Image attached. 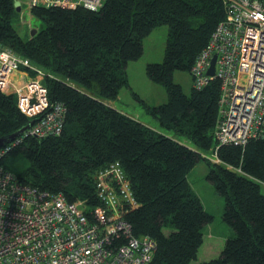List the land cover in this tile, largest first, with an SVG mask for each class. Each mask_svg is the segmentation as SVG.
<instances>
[{
  "label": "trees",
  "instance_id": "1",
  "mask_svg": "<svg viewBox=\"0 0 264 264\" xmlns=\"http://www.w3.org/2000/svg\"><path fill=\"white\" fill-rule=\"evenodd\" d=\"M14 11L13 0H0V46L44 71L48 98L64 106L65 123L59 135L23 136L0 164L26 185L84 200L92 209L100 204L98 172L119 162L138 203L124 217L135 236L155 242L151 264H189L204 225L213 220L188 180L203 159L206 180L224 198L222 218L232 234L217 256L196 264H264V138L218 145L219 80L193 86L189 94L173 80L176 70L190 71L225 18L222 0H104L96 11L36 6L31 13L44 26L33 36L12 24ZM159 25L167 26L163 59L147 63L146 75L166 88L167 100L139 101L169 133L105 103L129 87L127 64L142 55L144 37ZM28 120L16 95L0 90V136ZM20 156L28 165L16 173L13 161Z\"/></svg>",
  "mask_w": 264,
  "mask_h": 264
},
{
  "label": "built area",
  "instance_id": "2",
  "mask_svg": "<svg viewBox=\"0 0 264 264\" xmlns=\"http://www.w3.org/2000/svg\"><path fill=\"white\" fill-rule=\"evenodd\" d=\"M20 7L33 17L36 6L99 10L104 0H25ZM226 15L196 56L190 74L197 89L220 82L214 136L217 144L244 145L264 138V0H222ZM216 53L215 72L207 74ZM31 72L33 74H31ZM44 71L14 50L0 46V90L16 95L18 109L31 126L0 147V158L23 136L59 135L65 108L51 102ZM100 204L67 201L62 193L38 190L0 164V264H151L156 246L135 236L124 214L138 203L119 162L96 177ZM89 211V212H88Z\"/></svg>",
  "mask_w": 264,
  "mask_h": 264
},
{
  "label": "rangeland",
  "instance_id": "3",
  "mask_svg": "<svg viewBox=\"0 0 264 264\" xmlns=\"http://www.w3.org/2000/svg\"><path fill=\"white\" fill-rule=\"evenodd\" d=\"M19 1H20V7L22 6L23 8L26 6L24 2L25 0H19ZM23 15H24V19H26V22L24 24L21 23L22 21L21 12L16 11L15 9L14 14L12 16V24L15 27H17V29L21 33H23L24 36L30 35V30L32 28L39 29L40 27L44 26L42 21L30 16L27 13V11H24ZM166 38H167L166 25H159L154 29H152V31L143 39L142 55L137 60L130 61L127 69L128 78L130 79V82L134 85L133 87L136 88V90L146 100L144 101V103L149 105H154V103L161 104L167 100L166 88L163 85L152 81H149L151 82L149 83L147 81L148 77L146 75L147 63L162 61L164 55V48L166 44ZM173 80L181 85L183 91L186 94H189L191 92V89L193 87V81L191 74L188 70H176L173 74ZM123 98L124 99L122 103H120L121 107H125V109L131 112L129 106L132 105L138 106L136 109L141 112V117L151 119L152 115L149 113L147 114L145 113L146 111L143 103L137 100V98L134 96L133 93L132 94L129 93L127 98L125 96ZM142 109L145 112L142 111ZM210 158L212 157L210 156ZM13 163H14L13 167H15L16 173L20 172L28 165L27 159L22 156L14 160ZM207 172H208V165L203 159H201L198 162H196L194 167L189 171L188 180L192 188L201 195L208 210H210L214 214L213 220L206 224V226L209 225V227H205L204 232L210 231V233L213 236V239H217L219 236L222 237L223 235L228 236L232 234V230L222 218L223 210L221 206L222 205L224 206V198L221 195H219L215 191L214 187L206 180ZM261 189L264 192V184H262ZM224 241L222 245L224 244ZM189 264H194V260L191 261Z\"/></svg>",
  "mask_w": 264,
  "mask_h": 264
},
{
  "label": "crops",
  "instance_id": "4",
  "mask_svg": "<svg viewBox=\"0 0 264 264\" xmlns=\"http://www.w3.org/2000/svg\"><path fill=\"white\" fill-rule=\"evenodd\" d=\"M17 1H19V0H17ZM128 66H129V62H128L127 67H126V71L128 69ZM147 79H148L147 80L148 82L151 81L149 78H147ZM128 80H129V87L122 88L120 90L118 96L115 99L105 100V103L110 105V106H112V107H114V108H116V109H118L119 111L125 113L126 115L131 116V117L135 118L136 120L141 121L145 125L153 128V129H155V130H157L159 132L165 133L164 130L161 129L160 125L157 124L158 121L155 119V117H151L152 121L149 118L141 117V112L136 109L138 106H135V105L129 106L131 112L128 111L127 109H125V107H121L120 106V103H122V101L124 99L123 97L125 96L127 98L129 93H131V94L133 93V94L138 95L140 99L137 98V100H142L143 102L146 101L143 98V96L136 90V88L133 87L134 85L130 82L129 78H128ZM149 83H151V82H149ZM155 104H157V103H154V105ZM142 111H144V110L142 109ZM153 121H154V123H153ZM196 194L200 197L204 208L209 213H211L213 215V217H214V214L210 210H208L207 206L205 205L204 200L202 199L201 195L199 193H197V192H196ZM221 207H222V210H223V205ZM205 227H209V225L206 226V224H205L204 227H203V242H202L201 246L199 247V250H198V253H197V258H196V260H194V264H196L199 261L208 260V259H211V258L217 256L220 253L221 249H222V246H223L222 243L226 239L225 236H227V235H223L222 237L219 236L217 239H213V236L210 233V231L204 232Z\"/></svg>",
  "mask_w": 264,
  "mask_h": 264
},
{
  "label": "water",
  "instance_id": "5",
  "mask_svg": "<svg viewBox=\"0 0 264 264\" xmlns=\"http://www.w3.org/2000/svg\"><path fill=\"white\" fill-rule=\"evenodd\" d=\"M13 3H14L16 11H19L20 10V2L17 0H13ZM36 32H37V30L32 28L30 30V36H33ZM216 56H217V54L214 53L212 58H211L210 65H209L208 70H207V74H209V75H213L215 72ZM33 122H34V119H29L27 124L25 126H23L22 128H20L19 130L13 132L12 134L6 135V136H0V147L3 146L5 143H9V142L13 141L14 139H16L21 133H23L26 129H28Z\"/></svg>",
  "mask_w": 264,
  "mask_h": 264
}]
</instances>
